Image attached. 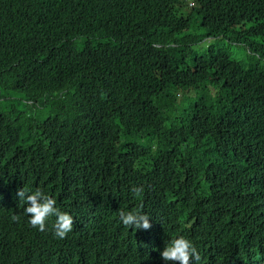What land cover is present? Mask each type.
<instances>
[{
  "label": "trees",
  "instance_id": "1",
  "mask_svg": "<svg viewBox=\"0 0 264 264\" xmlns=\"http://www.w3.org/2000/svg\"><path fill=\"white\" fill-rule=\"evenodd\" d=\"M192 2L0 0V264H162L177 234L200 264H264V0ZM31 164L75 215L64 239L4 207ZM206 180L226 211L198 229L165 200Z\"/></svg>",
  "mask_w": 264,
  "mask_h": 264
},
{
  "label": "clouds",
  "instance_id": "2",
  "mask_svg": "<svg viewBox=\"0 0 264 264\" xmlns=\"http://www.w3.org/2000/svg\"><path fill=\"white\" fill-rule=\"evenodd\" d=\"M187 10L193 5L192 0H186ZM234 141V154L238 156L248 155L253 146L248 138V147L243 145L245 134H249L247 123L237 122L228 131ZM234 170H237L234 166ZM29 177V180L12 186L8 189L4 207L7 213H14L12 219L16 220L15 230L28 232L38 229L43 232L46 227L54 230L57 238L64 239L75 227V215L71 210H66L56 199L45 194L40 188H33L37 179V169L34 164L28 167L14 170ZM239 183V181H238ZM240 185V183H239ZM142 188H132L134 194H140ZM166 206L177 216L188 214L191 210L192 225L198 229L207 222H213L217 214H225L226 187L224 192L219 193L212 182L206 180L196 183L191 191L183 192L165 200ZM119 219L125 227L148 230L151 228L150 217L142 211L120 210ZM196 235V233H195ZM171 240L161 257L162 264H200L203 255L188 237L177 234L166 238ZM209 244V243H207ZM205 244V245H207ZM208 264H223L222 253L211 252L207 257ZM259 260H264L261 258ZM257 262V261H256Z\"/></svg>",
  "mask_w": 264,
  "mask_h": 264
},
{
  "label": "rangeland",
  "instance_id": "3",
  "mask_svg": "<svg viewBox=\"0 0 264 264\" xmlns=\"http://www.w3.org/2000/svg\"><path fill=\"white\" fill-rule=\"evenodd\" d=\"M188 41V40H187ZM204 44V42L201 44V45H203Z\"/></svg>",
  "mask_w": 264,
  "mask_h": 264
}]
</instances>
